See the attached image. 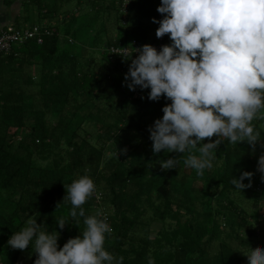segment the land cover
<instances>
[{"label":"trees","instance_id":"obj_1","mask_svg":"<svg viewBox=\"0 0 264 264\" xmlns=\"http://www.w3.org/2000/svg\"><path fill=\"white\" fill-rule=\"evenodd\" d=\"M0 3L1 11H18L0 35L34 25L51 31L43 44L31 40L0 55L2 264H34L31 245H8L29 217L59 232L60 247L82 234L83 218L77 225L71 204L57 206L64 185L84 174L96 188L82 207L109 216L113 232L104 247L123 264H147L150 257L155 264H247L249 248L264 249V180L257 170L264 139L255 149L222 141L214 167L202 175L184 164L186 154L153 153L148 129L171 101L129 90L125 74L138 43H171L155 34L161 0ZM119 47L130 53L112 54ZM168 158L178 165L162 170L159 161ZM244 171L254 175L251 187L239 191L230 180Z\"/></svg>","mask_w":264,"mask_h":264},{"label":"clouds","instance_id":"obj_2","mask_svg":"<svg viewBox=\"0 0 264 264\" xmlns=\"http://www.w3.org/2000/svg\"><path fill=\"white\" fill-rule=\"evenodd\" d=\"M157 11L162 19L153 18L159 25L156 37L168 35L171 43L159 50L150 44L133 48L126 86L150 90L151 101L162 96L171 101L148 129L153 153L186 154L184 164L202 175L214 167L213 153L222 141L246 142L255 149L264 139V124L258 128L254 123L264 121V0H161ZM120 50L124 53L127 47ZM213 136L215 141L204 142ZM178 162L168 158L159 164L170 170ZM257 170L264 180V154ZM253 175L244 171L230 183L241 191L251 187ZM64 187L66 196L57 207L71 204L69 214L76 224L83 218L82 234L60 247L59 232L29 217L8 245L19 250L31 245L37 254L34 264H123L122 256L104 247L111 232L106 216L88 215L82 207L95 191L94 180L84 174ZM259 203L264 207V200ZM56 224L63 229L66 222L61 218ZM245 255L247 264H264V249L249 248ZM147 264H155L154 259Z\"/></svg>","mask_w":264,"mask_h":264},{"label":"built area","instance_id":"obj_3","mask_svg":"<svg viewBox=\"0 0 264 264\" xmlns=\"http://www.w3.org/2000/svg\"><path fill=\"white\" fill-rule=\"evenodd\" d=\"M127 2L125 6H127ZM51 31L48 28L41 27L39 25H34L29 28H23V29H13L9 28L7 31H4L0 35V55L1 54H9L13 51V49L17 46L23 45L31 40H37L39 44H43L44 42V36L50 35ZM164 41L160 40L155 44H152V46L156 47L158 50L162 45H164ZM142 44L137 45V48L141 47ZM112 54L114 55H128L130 53L129 50H127L124 53H121L120 49H112ZM137 90L141 91L140 87L137 86ZM106 216V215H105ZM107 222L109 223L111 227V232H113V227L110 222L109 216H106ZM110 232V233H111ZM0 264L1 260H0Z\"/></svg>","mask_w":264,"mask_h":264},{"label":"crops","instance_id":"obj_4","mask_svg":"<svg viewBox=\"0 0 264 264\" xmlns=\"http://www.w3.org/2000/svg\"><path fill=\"white\" fill-rule=\"evenodd\" d=\"M6 12H7V15H4V14H6ZM15 13H18V11L11 13V11H9L8 9L3 8L2 13L0 14V21H1L0 22V28L8 25L9 23H7V22H9V21L7 19L10 18L11 15L15 14Z\"/></svg>","mask_w":264,"mask_h":264},{"label":"rangeland","instance_id":"obj_5","mask_svg":"<svg viewBox=\"0 0 264 264\" xmlns=\"http://www.w3.org/2000/svg\"><path fill=\"white\" fill-rule=\"evenodd\" d=\"M1 4V3H0ZM7 9V8H6ZM9 10V9H8ZM2 13V11L0 10V14Z\"/></svg>","mask_w":264,"mask_h":264}]
</instances>
